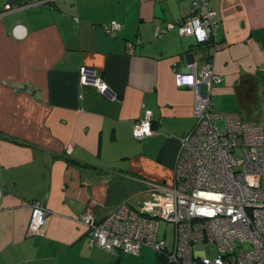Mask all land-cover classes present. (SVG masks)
<instances>
[{"label": "crops", "instance_id": "obj_1", "mask_svg": "<svg viewBox=\"0 0 264 264\" xmlns=\"http://www.w3.org/2000/svg\"><path fill=\"white\" fill-rule=\"evenodd\" d=\"M191 1L0 0V12L10 6L0 13V264L123 262L124 251L87 245L80 217L137 209L147 184L173 186L178 140L195 123L192 89L175 84L189 64L209 61L220 77L216 114L264 127V0H209L215 41L200 45L176 29ZM112 22L120 29L106 34ZM82 66L115 100L80 85ZM145 110L155 133L135 141ZM33 202L48 210L39 236L27 232Z\"/></svg>", "mask_w": 264, "mask_h": 264}, {"label": "built area", "instance_id": "obj_2", "mask_svg": "<svg viewBox=\"0 0 264 264\" xmlns=\"http://www.w3.org/2000/svg\"><path fill=\"white\" fill-rule=\"evenodd\" d=\"M208 2L192 0L189 17L176 26L180 35L194 37L199 45L215 41L216 12ZM8 11L10 6H5L0 13ZM119 29L112 22L104 31ZM162 33L155 29V36ZM12 35L23 39V27L14 26ZM78 76L80 85L93 87L110 100L117 97L97 70L82 66ZM219 82L209 61L201 70L193 62L186 73L175 74L176 86L193 91L195 123L178 140L173 186L147 184L151 195L137 209L121 204L101 221L86 211L80 222L90 248L137 255L147 247L163 260L159 264H264V127L244 122L236 113L216 114L211 95ZM154 133L152 112L145 110L133 124L132 138L141 141ZM30 207L27 232L39 236L48 210L40 202ZM159 221L173 225L169 249L164 234L157 237ZM204 244L215 247L214 257L196 250Z\"/></svg>", "mask_w": 264, "mask_h": 264}, {"label": "rangeland", "instance_id": "obj_3", "mask_svg": "<svg viewBox=\"0 0 264 264\" xmlns=\"http://www.w3.org/2000/svg\"><path fill=\"white\" fill-rule=\"evenodd\" d=\"M219 127H222L223 122L222 120L220 122L217 123ZM164 234V239L166 241L167 244V248L169 249L172 245L173 242V225L171 224H167L164 223L162 221H159V227H158V234L157 237L158 238H162ZM244 249H246L247 246H243ZM203 250L205 251V253L207 254L208 257L212 258L215 256V247L213 245H201V246H197L196 250ZM124 260L123 262L119 263V264H147V262L149 263V261L151 259H153L154 264H156V254L149 248L147 249H143L142 253L138 256V257H133L135 255H129L124 253ZM130 256V257H128ZM127 261V262H126Z\"/></svg>", "mask_w": 264, "mask_h": 264}, {"label": "trees", "instance_id": "obj_4", "mask_svg": "<svg viewBox=\"0 0 264 264\" xmlns=\"http://www.w3.org/2000/svg\"><path fill=\"white\" fill-rule=\"evenodd\" d=\"M208 44V43H207ZM216 85V84H215ZM214 86V85H213ZM213 88V87H212ZM156 257H157V261H158V264L162 261L163 262V260L159 257V256H157L156 255Z\"/></svg>", "mask_w": 264, "mask_h": 264}]
</instances>
